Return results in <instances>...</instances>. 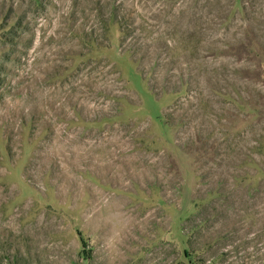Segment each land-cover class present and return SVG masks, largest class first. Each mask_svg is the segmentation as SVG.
<instances>
[{"label": "rangeland", "instance_id": "obj_1", "mask_svg": "<svg viewBox=\"0 0 264 264\" xmlns=\"http://www.w3.org/2000/svg\"><path fill=\"white\" fill-rule=\"evenodd\" d=\"M262 170L264 0H0V264H264Z\"/></svg>", "mask_w": 264, "mask_h": 264}, {"label": "trees", "instance_id": "obj_2", "mask_svg": "<svg viewBox=\"0 0 264 264\" xmlns=\"http://www.w3.org/2000/svg\"><path fill=\"white\" fill-rule=\"evenodd\" d=\"M262 173H264V170H262ZM190 232H191V230H189V233ZM186 243H187V245L189 247V249H188L189 251L188 250H185V253L184 254H185V257L188 259L189 264H193V257H192L193 256V252L190 250V249H192V246H191L192 245V235H191V237L188 238V240L186 241Z\"/></svg>", "mask_w": 264, "mask_h": 264}]
</instances>
